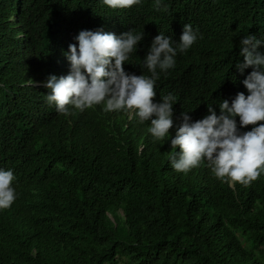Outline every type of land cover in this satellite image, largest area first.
Returning <instances> with one entry per match:
<instances>
[{"label":"trees","instance_id":"1","mask_svg":"<svg viewBox=\"0 0 264 264\" xmlns=\"http://www.w3.org/2000/svg\"><path fill=\"white\" fill-rule=\"evenodd\" d=\"M153 3L0 0V169L13 171L17 194L0 209V264H264V174L231 188L206 162L177 173L150 121L103 105L64 116L46 103L42 82L68 74L64 53L80 30L144 31L124 68L150 76L142 60L152 38L178 41L184 24L198 39L160 73L154 99L171 93L176 115L197 120L207 105L219 114L220 100L247 95L251 68L236 72V46L264 38V0Z\"/></svg>","mask_w":264,"mask_h":264},{"label":"clouds","instance_id":"2","mask_svg":"<svg viewBox=\"0 0 264 264\" xmlns=\"http://www.w3.org/2000/svg\"><path fill=\"white\" fill-rule=\"evenodd\" d=\"M108 8L128 9L142 0H102ZM157 11H167L164 0H154ZM144 31L128 30L119 35L102 28L80 30L64 56L69 63L67 75H49L42 82L47 90L46 103L58 114L68 116L103 105L104 112H125L138 122L148 123L147 132L154 141H169L170 167L187 174L206 162L212 175L234 188L236 183L250 185L264 174V38L247 34L239 40L235 64L245 92H237L231 101L220 100L219 114L213 104L207 114L193 120L190 112L176 115L175 97L169 93L156 101V82L160 73L176 65L178 53H186L198 39L191 24H184L179 40L159 32L152 38L142 60L151 75L125 71V62L137 52ZM159 70V72L157 71ZM178 121V123H174ZM175 134L170 138V129ZM248 126H251L248 128ZM248 129V130H245ZM177 148L179 151H177ZM11 169H0V209L9 208L16 199Z\"/></svg>","mask_w":264,"mask_h":264}]
</instances>
